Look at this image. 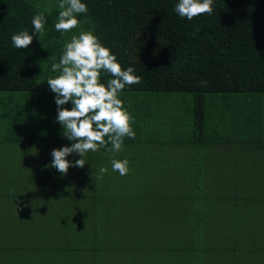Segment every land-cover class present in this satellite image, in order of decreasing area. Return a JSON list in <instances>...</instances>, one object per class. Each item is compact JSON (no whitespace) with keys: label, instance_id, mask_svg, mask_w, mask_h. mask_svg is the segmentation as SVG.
<instances>
[{"label":"rangeland","instance_id":"374dc122","mask_svg":"<svg viewBox=\"0 0 264 264\" xmlns=\"http://www.w3.org/2000/svg\"><path fill=\"white\" fill-rule=\"evenodd\" d=\"M192 95L163 136L121 146L124 134L98 137L79 123L81 130L72 132L68 118L61 123L52 113L59 108L48 103L55 104L52 96L66 102L68 94L55 90L34 100L28 93L3 94L1 107L18 103L25 120L17 129L0 126V260H175V246L191 228L212 240L210 260L264 264V149L248 133L237 136L232 125L217 124L223 113L229 120L251 111V103L252 116L264 111V94H208L203 134L195 131ZM120 109L129 118L132 104ZM125 126L129 131L130 123ZM221 177L241 190L230 196L238 206L216 202L200 209L205 221H197L196 201L213 179L222 184Z\"/></svg>","mask_w":264,"mask_h":264},{"label":"trees","instance_id":"16d2710c","mask_svg":"<svg viewBox=\"0 0 264 264\" xmlns=\"http://www.w3.org/2000/svg\"><path fill=\"white\" fill-rule=\"evenodd\" d=\"M55 90L71 97L59 103L60 98L52 96L55 104L48 105H57L59 110L52 113L60 116L61 123L68 118L72 132L81 130L78 123L83 127L87 107L76 115L75 106L83 95L192 93L195 131L203 134L208 94H264V0H0V102L5 93H28L34 100ZM19 107L0 105V126L6 123L8 130L17 129L25 120ZM248 109L253 112L255 106L251 103ZM260 111L255 112L259 118L264 115ZM246 113L247 109L237 112L233 123L223 113L217 124L249 134L243 122ZM121 118L108 119L107 128L127 131ZM258 129L249 134L253 144L264 136H257ZM112 135L108 132L107 137ZM244 169L246 173L247 164ZM222 180L203 189L205 194L196 201L197 221H205L203 215L199 218L200 209L205 212L216 202L236 200L230 196L241 190ZM86 190L92 197L91 185ZM230 203L232 208L238 206L237 200ZM190 231L175 246V260H132L133 264H231L232 260L208 259V252L215 251L209 247L212 240L200 236L208 235L204 231ZM201 256L204 260H197ZM0 261L67 264L66 260Z\"/></svg>","mask_w":264,"mask_h":264},{"label":"crops","instance_id":"0c3cea01","mask_svg":"<svg viewBox=\"0 0 264 264\" xmlns=\"http://www.w3.org/2000/svg\"><path fill=\"white\" fill-rule=\"evenodd\" d=\"M187 96L188 95L184 93L168 92L127 91L111 95L108 93H90L80 97L78 101L81 104L77 103L78 101L76 102V115L83 109V106H86V115H84V118L81 120L84 129L88 132V135L105 138H107L108 132H112V136L118 133L117 127L109 128L110 130L107 128V120L109 119L111 122L113 119H118L122 116L121 119L123 123L121 126L125 125L127 122L130 123L129 131L127 130L122 134L125 135L126 140L134 139L137 141L141 137L152 138L154 135L157 137L163 136L164 130L168 127V123L171 122L174 114L176 116L183 114L185 99H188L186 98ZM122 104L123 109L125 105L132 104L129 118H126L121 111L120 106ZM227 104L226 108H230V103L227 102ZM261 113H264V111H260V114ZM85 116H87V119H85ZM229 120L235 119L231 118ZM238 120L241 121L240 118ZM243 122L245 129L250 131L249 134H253L257 128H259L257 136L264 133V129L261 131V128H264V115L259 118V116L256 115L252 116L251 111H248L246 115L243 116ZM236 128L238 129L240 127L236 124ZM236 134L237 136L240 135V131L236 130ZM261 139V142L257 141L258 144L255 145H257L256 147L264 149V147H262L264 146V136ZM237 140H240V137H237ZM251 144L253 145V143ZM252 150L253 147L251 149L248 147L246 152V155L250 158L253 157V154L250 153ZM212 184H214V179Z\"/></svg>","mask_w":264,"mask_h":264}]
</instances>
